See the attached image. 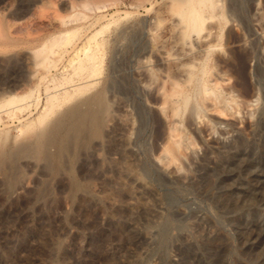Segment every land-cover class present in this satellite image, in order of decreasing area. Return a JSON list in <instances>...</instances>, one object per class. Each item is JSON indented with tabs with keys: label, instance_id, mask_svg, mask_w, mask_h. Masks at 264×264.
<instances>
[{
	"label": "rangeland",
	"instance_id": "1",
	"mask_svg": "<svg viewBox=\"0 0 264 264\" xmlns=\"http://www.w3.org/2000/svg\"><path fill=\"white\" fill-rule=\"evenodd\" d=\"M176 1L0 0V264H264V0Z\"/></svg>",
	"mask_w": 264,
	"mask_h": 264
},
{
	"label": "bare ground",
	"instance_id": "2",
	"mask_svg": "<svg viewBox=\"0 0 264 264\" xmlns=\"http://www.w3.org/2000/svg\"><path fill=\"white\" fill-rule=\"evenodd\" d=\"M177 3H176V6H175V8H176V10L180 13V14H183L184 12L186 13H188V15H189V17H188V19H193V13H194V16H195V11L191 8V9H189V8H187L186 7V1L185 0H179V1H176ZM188 5V4H187ZM194 11V12H193ZM186 13V14H187ZM184 15V14H183ZM196 17V16H195ZM190 21V20H189ZM194 21V20H193ZM90 37H91V35H90ZM89 45V44H88ZM86 46V45H85ZM88 48V47H87ZM89 48H90V46H89ZM87 50V49H86ZM48 51V50H47ZM49 51H51L50 49H49ZM48 51V52H49ZM42 54V53H41ZM90 54V53H89ZM29 55V54H28ZM48 55V54H47ZM46 55V56H47ZM30 56H32V54H30ZM44 57V56H43ZM44 60H45V58H41L40 59V61H38V60H36V59H33L32 61H31V63H33V65L34 66H36V64H38V65H41V64H43V62H44ZM45 64V63H44ZM44 66V65H43ZM37 72H38V70H36ZM29 75H28V78L26 79V81H25V84H27L28 85V83L30 82V77H32V75L31 74H33L34 73V67L32 66V68L29 70ZM40 73V72H39ZM35 74V73H34ZM36 75V74H35ZM34 76V75H33ZM42 82V81H41ZM32 83V82H31ZM24 84V83H23ZM54 95H52V97H53ZM121 119V118H120ZM123 121V120H122ZM125 121H127V120H125ZM124 121V122H125ZM131 123V122H130ZM124 124H126V123H124ZM129 125H131V124H129ZM125 126H127V125H125ZM131 127V126H130ZM129 130V129H128ZM40 134V133H39ZM43 145V144H42ZM39 146H41L40 144H39ZM42 147V146H41ZM43 148V147H42ZM36 149H38V145H37V148ZM39 154V153H38ZM124 172H126V176L127 175H129L130 174V171H127V170H125ZM131 176V175H130ZM130 179H131V177H129ZM133 180H134V178H132ZM138 185H140V186H143V185H141V182L140 183H138ZM142 188V187H141ZM145 188V187H144ZM136 192V191H135ZM143 192V191H142ZM139 193V192H138ZM156 211H157V206H150V207H148L147 208V210H146V215H145V217H146V219H147V217L149 216H152L154 213H156ZM152 218V217H151ZM154 218V217H153ZM151 220V219H150ZM148 222V221H147ZM150 226V225H149ZM151 227V226H150ZM150 238V236H149V233L147 232V231H141V233H140V239L143 241L144 240V242L146 241V242H149V241H147L148 239ZM132 261V263H133V260H131Z\"/></svg>",
	"mask_w": 264,
	"mask_h": 264
}]
</instances>
